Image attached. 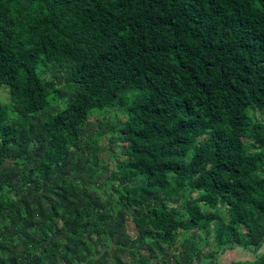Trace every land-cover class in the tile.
<instances>
[{"label": "trees", "instance_id": "obj_1", "mask_svg": "<svg viewBox=\"0 0 264 264\" xmlns=\"http://www.w3.org/2000/svg\"><path fill=\"white\" fill-rule=\"evenodd\" d=\"M3 85L0 264H264V0H0Z\"/></svg>", "mask_w": 264, "mask_h": 264}, {"label": "rangeland", "instance_id": "obj_2", "mask_svg": "<svg viewBox=\"0 0 264 264\" xmlns=\"http://www.w3.org/2000/svg\"><path fill=\"white\" fill-rule=\"evenodd\" d=\"M8 88L6 86H1L0 88V103H6L8 100V94H7ZM112 116V115H110ZM93 119V118H92ZM95 120V119H93ZM108 140L104 139L103 141V145H107ZM103 162L106 166L108 167H113L116 165L117 162V158H122L120 153L118 152V150L116 149L115 153L110 154L108 151H105L103 154ZM127 230L129 232V234H133V230H134V226L132 224V222H127ZM207 252H208V248H205L203 250V254H204V258H206L207 256ZM252 260L254 257L249 254V253H244L240 251H229V252H225L224 255L220 256L217 260V264H230L231 261L233 260H247V259Z\"/></svg>", "mask_w": 264, "mask_h": 264}]
</instances>
